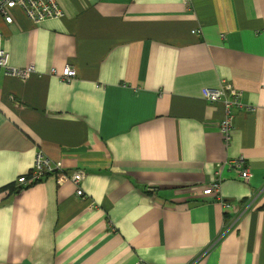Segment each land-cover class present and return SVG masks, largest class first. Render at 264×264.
Returning a JSON list of instances; mask_svg holds the SVG:
<instances>
[{"label":"crops","instance_id":"0c3cea01","mask_svg":"<svg viewBox=\"0 0 264 264\" xmlns=\"http://www.w3.org/2000/svg\"><path fill=\"white\" fill-rule=\"evenodd\" d=\"M56 2L0 17L9 67L34 68L0 71V264H264V0ZM223 85L243 94L227 142L203 97ZM36 152L83 180L17 189Z\"/></svg>","mask_w":264,"mask_h":264},{"label":"built area","instance_id":"2783aa9c","mask_svg":"<svg viewBox=\"0 0 264 264\" xmlns=\"http://www.w3.org/2000/svg\"><path fill=\"white\" fill-rule=\"evenodd\" d=\"M14 9H19L25 17L33 24L38 25L46 20L60 18L62 13L56 0H0V17L6 24L12 23L10 12ZM193 34L199 35L200 31H193ZM9 54L2 46V36L0 34V71L6 75L27 79L34 72V68L29 66L23 70H18L8 65ZM55 76V70H52ZM60 77L67 82L74 80L76 72L73 68L66 66L62 69ZM242 91L233 88L231 85H223L219 88H206L203 91V97L208 102H221L224 107L225 116L219 122L218 130L222 138L227 142L230 137V132L234 128V117L232 110L242 108L241 99ZM245 110H250V106H246ZM229 166L235 169H240V178L243 181H248L250 172L247 167H244V162L240 158L231 161ZM60 162H53L48 157L40 152H36L32 162L31 169L26 174H22L16 178L17 189H23L27 186H33L40 183L44 178L50 175L57 174V182H71L78 186L84 178L80 171L72 172L70 175L63 171ZM220 183L214 180L209 186L203 188L202 195L210 196L215 202L221 204L222 209L230 208V205L223 199L220 194ZM77 196H82L83 192L77 189ZM138 264H140L138 262Z\"/></svg>","mask_w":264,"mask_h":264}]
</instances>
